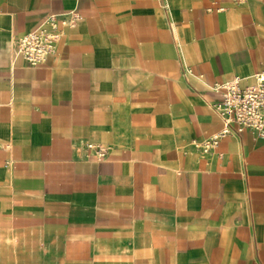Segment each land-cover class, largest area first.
<instances>
[{
    "label": "crops",
    "instance_id": "1",
    "mask_svg": "<svg viewBox=\"0 0 264 264\" xmlns=\"http://www.w3.org/2000/svg\"><path fill=\"white\" fill-rule=\"evenodd\" d=\"M260 74L264 0H0V264H264V139L207 144Z\"/></svg>",
    "mask_w": 264,
    "mask_h": 264
},
{
    "label": "built area",
    "instance_id": "2",
    "mask_svg": "<svg viewBox=\"0 0 264 264\" xmlns=\"http://www.w3.org/2000/svg\"><path fill=\"white\" fill-rule=\"evenodd\" d=\"M70 16L74 20L79 19L75 13ZM62 36L57 21L51 19L45 27L22 36L17 41L18 51L30 66L41 65L55 53ZM216 88L221 93L217 111L224 129L220 136L209 139L207 144H215L219 137L232 134L233 125L238 133L249 131L255 137L264 139V74L258 75L256 83L250 86L241 87L236 79ZM88 148L96 150L99 159L104 158L108 151L106 147L89 145Z\"/></svg>",
    "mask_w": 264,
    "mask_h": 264
}]
</instances>
